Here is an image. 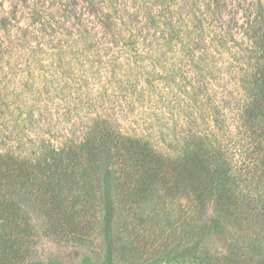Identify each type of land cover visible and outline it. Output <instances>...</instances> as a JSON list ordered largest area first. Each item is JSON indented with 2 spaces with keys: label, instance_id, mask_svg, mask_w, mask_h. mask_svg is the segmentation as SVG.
<instances>
[{
  "label": "rangeland",
  "instance_id": "374dc122",
  "mask_svg": "<svg viewBox=\"0 0 264 264\" xmlns=\"http://www.w3.org/2000/svg\"><path fill=\"white\" fill-rule=\"evenodd\" d=\"M96 125L170 168L204 154L229 191L223 210L215 196L202 206L183 175L160 184L147 220L129 216L113 235L112 264H234L243 252L259 264L264 0H0V155L47 160ZM82 180L81 245L34 228L47 220L41 194L29 214L13 188L0 190V264H102L100 216L79 191L92 181Z\"/></svg>",
  "mask_w": 264,
  "mask_h": 264
},
{
  "label": "trees",
  "instance_id": "16d2710c",
  "mask_svg": "<svg viewBox=\"0 0 264 264\" xmlns=\"http://www.w3.org/2000/svg\"><path fill=\"white\" fill-rule=\"evenodd\" d=\"M256 109L258 106L255 105L251 113L254 114ZM202 155L194 153L190 156L189 168H170L163 158L146 146L139 144L132 148L115 137L108 127L96 125L82 144L58 149L47 160L32 161L0 155V190L13 188L18 210L25 209L29 214L36 213L32 197L41 194L49 205L45 212L47 220L45 225L34 228L44 229L46 236L56 244L81 245L83 241L77 228L80 212L85 206L76 210L74 192L80 179H83L82 183L84 179L94 182L91 187L83 185L79 191L89 204L88 208L100 216L96 219L101 220L100 233L104 242L102 264H112L113 235L121 236L119 230L125 228L129 216L133 215L135 220L146 219L143 215L145 202L160 184L170 190L171 179L176 185L183 175L182 179L189 181L202 206L209 197L215 196V207L226 209L229 191L225 188L224 173L216 166H208L205 155ZM32 187L35 190H28ZM4 213L7 214V209ZM30 228L28 225L26 229ZM239 250L243 252L236 245V251ZM253 251L260 256L258 263L264 264V248L256 249L255 246ZM245 256V252L235 253L234 264H247L251 258L244 259Z\"/></svg>",
  "mask_w": 264,
  "mask_h": 264
}]
</instances>
